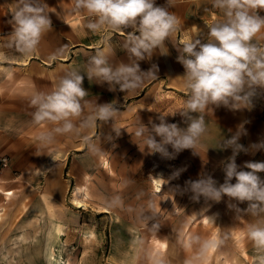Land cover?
Returning <instances> with one entry per match:
<instances>
[{
	"label": "rangeland",
	"instance_id": "rangeland-1",
	"mask_svg": "<svg viewBox=\"0 0 264 264\" xmlns=\"http://www.w3.org/2000/svg\"><path fill=\"white\" fill-rule=\"evenodd\" d=\"M146 117L120 110L97 119L100 129L91 137L67 145L59 177L17 180L0 204V264H264V246L248 234L251 225L264 226V205L253 210L226 195L218 202L193 199L188 182L208 172L206 155L196 147L195 162H187L186 149L154 152L146 140L161 138L153 129L137 136L134 128ZM58 124L51 121L52 144ZM211 173L217 187L224 183L217 176L224 172ZM153 176L160 178L159 191ZM74 185L82 187L85 206L71 202ZM212 240L216 246L206 248ZM115 243L118 252L109 261Z\"/></svg>",
	"mask_w": 264,
	"mask_h": 264
},
{
	"label": "crops",
	"instance_id": "crops-1",
	"mask_svg": "<svg viewBox=\"0 0 264 264\" xmlns=\"http://www.w3.org/2000/svg\"><path fill=\"white\" fill-rule=\"evenodd\" d=\"M24 2L41 8L42 14L50 19L51 27L42 33L32 49H22L14 38L13 15L23 4L21 0H0V154L9 156L8 166L0 173V204L6 201L4 197L17 189L18 179L59 177L62 166L65 167L67 145L76 146L78 138L87 139L100 129V122L94 117L98 108L104 105H110L112 113L124 110L147 115L134 125V128L145 130H152L154 125L162 123L160 120H164L166 114L173 116L165 123H175L181 129H186L191 119L203 116L205 132L195 147L186 149L187 157L182 158L195 162L194 149L198 147L212 165L206 168L208 172L205 171L203 177L216 176L211 173L216 169L224 172L222 161L232 155L231 148H224V141L237 132L239 125H243L245 134L238 142L247 149L236 157L239 168L247 170L243 168L246 161H264V149L253 147L264 143V113L261 110L264 91H258L250 109L232 110L209 105L203 113L182 115L186 112L184 106L189 97L182 80L184 68L178 57L182 55L184 41L200 39L208 42L213 18H223V12L214 7L213 0H155L156 6L165 7L179 19V25L162 46L145 54L143 59L130 52L128 34L135 32L139 35L131 26L120 31L106 26L89 29L88 24L96 23L97 17L86 9H78L75 0ZM251 42L264 47V30ZM97 54H103L106 66L113 71L122 65L138 64L141 76L138 86L122 91L119 83L95 75L90 78L92 59ZM71 72L83 77L81 86L86 95L80 100L81 114L72 117L73 128L58 132V138L52 144L51 121H35L38 106L32 104V99L37 94H50ZM61 123L57 128H63ZM174 152L171 149V153ZM259 175L264 179V172ZM217 176L225 178L224 173ZM153 183V188L159 191L160 178L153 176ZM206 217L201 219L205 221ZM115 245L108 255L109 261H113L118 252V245Z\"/></svg>",
	"mask_w": 264,
	"mask_h": 264
},
{
	"label": "clouds",
	"instance_id": "clouds-1",
	"mask_svg": "<svg viewBox=\"0 0 264 264\" xmlns=\"http://www.w3.org/2000/svg\"><path fill=\"white\" fill-rule=\"evenodd\" d=\"M23 6L15 10L14 38L22 49H32L42 33L51 27V21L42 14V9L33 7L21 0ZM76 7L86 9L97 17L96 23H89L88 28L97 30L106 26L120 31L131 26L135 32L128 34L130 52L138 59L162 46L163 42L174 33L179 19L165 7L156 6L155 0H75ZM214 7L223 12V18H213L209 25L208 42L200 39L183 42L182 55L178 60L183 65L182 80L188 94L185 103L187 112L203 113L209 105L225 106L232 110L250 109L258 91H264V47H258L251 41L264 30V17L256 14V9H264V0H213ZM92 75L102 77L109 82L121 85V90L134 89L141 80L139 65H122L115 71L106 66L103 54L92 59ZM154 75V74H153ZM83 77L76 72L69 73L59 81L50 94H37L32 104L38 106L35 121H65L81 114L80 100L86 92L82 88ZM112 116L110 105L100 106L94 118L107 120ZM72 123H65L56 131H70ZM153 131L161 140L153 136L146 140L147 146L163 156H170L167 146L175 152L195 147L198 138L205 132L203 116L191 119L186 129L175 123H160L153 126ZM144 129L137 131L141 136ZM245 134L243 125L237 132L224 141V148H231L232 155L222 161L225 181L217 187L211 177H202L189 181L190 189L196 195L220 201L222 196L234 198L240 202H250L253 210L264 205V179L259 173L264 172V161H246L242 170L236 163V157L247 149L238 141ZM264 149V143L253 145ZM233 179L235 183H232ZM205 218V222L210 221ZM249 236L257 245L264 246V226L251 225ZM217 241L206 242L205 247H215Z\"/></svg>",
	"mask_w": 264,
	"mask_h": 264
},
{
	"label": "built area",
	"instance_id": "built-area-1",
	"mask_svg": "<svg viewBox=\"0 0 264 264\" xmlns=\"http://www.w3.org/2000/svg\"><path fill=\"white\" fill-rule=\"evenodd\" d=\"M256 14H262L261 17H264V9H256ZM260 16V15H259ZM262 113H264V103L261 106ZM9 164V156L7 154H0V173L3 169H5Z\"/></svg>",
	"mask_w": 264,
	"mask_h": 264
},
{
	"label": "bare ground",
	"instance_id": "bare-ground-1",
	"mask_svg": "<svg viewBox=\"0 0 264 264\" xmlns=\"http://www.w3.org/2000/svg\"><path fill=\"white\" fill-rule=\"evenodd\" d=\"M79 187L78 186H74L73 187V191H74V196L72 197V203L75 206H85L86 205V201L85 199H82L81 197L78 196V192H79ZM109 208L106 206H103V210L105 211H109ZM48 246V245H47ZM53 250V249H52ZM51 251V250H50ZM63 263V262H62Z\"/></svg>",
	"mask_w": 264,
	"mask_h": 264
}]
</instances>
